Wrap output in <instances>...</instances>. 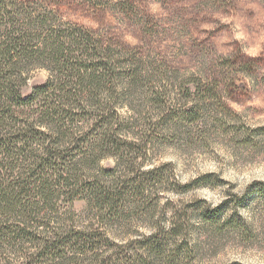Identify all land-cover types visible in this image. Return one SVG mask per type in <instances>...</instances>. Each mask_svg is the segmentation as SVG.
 Listing matches in <instances>:
<instances>
[{"label":"trees","instance_id":"16d2710c","mask_svg":"<svg viewBox=\"0 0 264 264\" xmlns=\"http://www.w3.org/2000/svg\"><path fill=\"white\" fill-rule=\"evenodd\" d=\"M42 1L0 0V264H193L189 207L200 202L171 209L164 195L208 175L180 184L144 162L160 132L173 136L186 122L203 135L207 117L226 119L236 64L221 62L220 77L184 78L171 61L66 20ZM116 4L127 13L136 0ZM34 68L48 78L23 96ZM106 158L116 165L103 168ZM77 200L91 217L84 224ZM238 200L198 207V225L232 226L222 214ZM134 219L152 231L120 244L109 237L110 227Z\"/></svg>","mask_w":264,"mask_h":264},{"label":"rangeland","instance_id":"374dc122","mask_svg":"<svg viewBox=\"0 0 264 264\" xmlns=\"http://www.w3.org/2000/svg\"><path fill=\"white\" fill-rule=\"evenodd\" d=\"M118 1L122 0H43L42 4L66 20L171 61L184 78L220 77L221 62L236 64L231 72L238 80L224 95L230 108L224 112L226 119L218 124L207 117L203 135L196 123L186 122L173 136L160 132L150 143L144 167L164 166L172 181L180 184L208 175L207 183L199 181L185 193L164 195L172 202L171 209L200 202L189 207L192 224L197 225L190 229L197 239L193 264H264V194H259L260 189L264 192V0H136L135 9L127 13ZM47 78L44 68L30 70L22 95H29ZM100 165L110 169L116 160L106 158ZM230 196L241 203L237 209L227 204L222 216L235 224L198 225V207L222 206ZM73 208L82 224L91 219L83 200L75 201ZM172 212L166 216L168 225ZM108 231L120 244L152 229L148 222L134 219Z\"/></svg>","mask_w":264,"mask_h":264}]
</instances>
